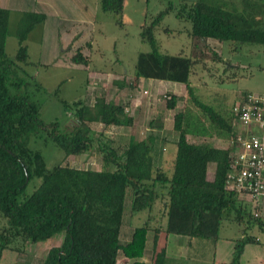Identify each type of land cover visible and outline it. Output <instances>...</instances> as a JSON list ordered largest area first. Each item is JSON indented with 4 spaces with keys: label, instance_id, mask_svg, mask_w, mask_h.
<instances>
[{
    "label": "trees",
    "instance_id": "trees-1",
    "mask_svg": "<svg viewBox=\"0 0 264 264\" xmlns=\"http://www.w3.org/2000/svg\"><path fill=\"white\" fill-rule=\"evenodd\" d=\"M98 2L103 13L114 15L117 26L125 25L122 13L126 0ZM171 12L190 24L187 35L194 47L190 57L184 52L169 55L159 51L154 31L164 15ZM45 20L44 13L21 12L15 32L17 48L10 57L6 52L10 11L0 6V217L5 222L0 229V264H5L8 256L16 258L14 255L23 247L61 234V246L51 248L42 264H118L119 256L133 260L132 264H143L137 260L144 255L150 230L147 223L134 229L127 244L120 241L128 194L131 216L151 211L157 200L163 202L166 225L152 229L156 232L216 242L222 222L232 213L240 222L254 224L264 232V216L259 210H247L237 199L238 194L225 187L231 147L214 148L208 141L217 138L232 144L237 121L233 106L237 102L230 110L221 104L212 107L190 81L195 67L206 62L204 50L210 51L208 61L221 60L206 44L208 40L229 44L236 53L246 46L264 47V0H184L178 8L170 4L149 24H142L140 39L150 51L138 55L134 80L125 86L134 89L139 79L182 84L186 96L202 113L195 117L188 110L174 115L177 140L170 176L160 169L153 171L150 138L132 141L119 152L103 134L92 136L91 122L105 127L132 125L125 106L108 103L103 95L95 98L93 107L81 101H62L66 115H73L65 126L42 120L41 105L35 97L45 88L25 67L31 64L28 36ZM194 50L199 51L198 56ZM80 52V48L73 50L69 62L87 65ZM177 102L178 98L171 96L166 108L174 110ZM188 137L201 138L202 142H191ZM32 138L52 142L66 157L82 155L96 147L101 168L57 165L49 170L42 153L30 148ZM209 163L215 164L213 181L207 179ZM34 180L39 184L27 194ZM255 239L248 236L236 241L233 264H238L244 246ZM164 261L160 258L156 264H165Z\"/></svg>",
    "mask_w": 264,
    "mask_h": 264
},
{
    "label": "rangeland",
    "instance_id": "rangeland-1",
    "mask_svg": "<svg viewBox=\"0 0 264 264\" xmlns=\"http://www.w3.org/2000/svg\"><path fill=\"white\" fill-rule=\"evenodd\" d=\"M14 1L18 2V4L10 14L9 36L6 40V52L10 57L14 56L17 48L15 32L21 11L31 12L35 10L34 5L38 3L48 13V17H62L64 21L58 25V32L63 37L67 31L78 32L83 28L82 25L77 23L79 21L78 17H93L96 24L91 35L92 49L89 68L91 70H100L106 73L117 72L123 77L132 76L138 55L150 51L149 45L140 39L142 24L144 22L149 24L157 14L164 11L170 4L178 8L179 4L184 2V0H126L122 13V17L126 19L125 25L119 27L115 24L113 14L103 13L100 10L98 0H3V2L8 3V6L11 8L13 7L12 3ZM19 1H21V3ZM186 1L187 3H191V0ZM68 17L69 19H67ZM189 28L190 24L177 19L174 13L165 14L161 24L158 25L154 31V37L158 43L159 51L169 55H177L184 52L186 56L190 57L194 47L192 40L187 35ZM166 29L171 31V33H167L165 31ZM48 43L49 38L46 32L39 26L36 27L29 34L27 40L30 60L36 62L45 60L43 59L45 55L43 54L42 46H48ZM198 46L200 47L201 45L198 44ZM213 49L220 57V62L212 63V61H208V59L210 60L211 58L210 51L204 50L206 56L203 60L206 62L199 63L190 76L191 84L197 88L198 95L200 90L205 88L211 90L218 89V91L220 89L238 90L245 81L242 79L239 81L240 83L237 81L231 82L234 74L242 76L250 72L256 73L257 66L264 67V47L246 46L239 53H236L231 51L229 44L223 43L221 46H213ZM194 53L197 54L196 56L199 55V51L194 50ZM237 63H239L238 65L240 66L243 65V68L234 67L232 69L230 67ZM56 65L57 64H50L44 69L37 70L39 75V77H37V82H42L46 88L41 91L35 99L41 105V118L44 122L51 123L58 121L62 126H65L73 119V115H66L63 111L62 101L73 100L80 96L82 92L81 84L83 76L81 73H76L73 66L68 63L61 67ZM29 71V73H34L36 70L29 69ZM204 83L208 84V86L203 85ZM59 84H61V88ZM144 85L149 86V82L145 81ZM97 91L99 92L98 89L94 90L92 94H98ZM217 95L218 94L215 93L212 94L214 99L217 98ZM162 99L165 101L164 97ZM205 101L208 105L214 106L213 102ZM159 102H161V99H159ZM188 110H190L195 117L202 114L201 111L193 105L188 96L179 101L178 109L175 110L174 113L176 114L181 111H185L186 113ZM171 121L172 118L170 119V122ZM97 130L99 129L95 127L94 131H91L92 136L95 138L99 134H104V130L109 134L117 133L116 135H121L122 143H120L119 139H116V145H119L117 147L119 152L125 148L122 146L123 143H125L123 142V136L125 134L121 133V131L116 129L106 130L105 128L101 132ZM144 131L145 130L140 134L142 138L148 136V132ZM159 136L160 138H158V141L160 143L162 141L165 144H172L177 137V133L171 131L168 134L163 133ZM189 141L198 143L202 142V139L189 137ZM29 146L42 153L46 168L49 170L57 165L79 169L99 168L98 162L100 154L96 152V147L94 150L85 153L88 159L85 160V162H81L82 160L75 156L66 157L59 148L50 141L46 142L44 138H32ZM165 169L169 171L168 168ZM38 184V180L31 182L27 188V194L32 193L34 187ZM129 203L130 196L128 194L125 200V211L127 212L124 215L123 221V238L128 237L131 232V229H128ZM148 215L149 212L144 211L137 217L132 218L130 226L133 229L142 226ZM4 224V220L0 217V229ZM225 234L226 233L223 231L222 236ZM63 238V234H61L45 242H40L39 246L37 245L34 247L30 245L28 247H23L20 252L14 255L16 258L8 256L6 258L7 261L5 260V264H42L48 250L59 247L62 244Z\"/></svg>",
    "mask_w": 264,
    "mask_h": 264
},
{
    "label": "crops",
    "instance_id": "crops-1",
    "mask_svg": "<svg viewBox=\"0 0 264 264\" xmlns=\"http://www.w3.org/2000/svg\"><path fill=\"white\" fill-rule=\"evenodd\" d=\"M19 2L21 3V1ZM12 4L13 7L11 8L8 6V3L0 0V6L8 9L10 11V14L14 10V8L17 7L18 2L14 1ZM34 9L35 10H33L32 12L44 13L46 15L45 22L39 27L42 28L44 32H46L47 37L49 38V43L48 46H42L43 54L45 55V58L43 59L45 60L36 62L29 59L31 64H29L25 68L28 71L29 69H35L36 71L31 74H33L36 79H38L37 77H39V75L37 70L44 69L50 64H57L56 66L58 67H61L66 63L72 65L76 73H81L83 76L81 84L82 92L78 98H75L73 100H66L68 103L81 101L84 105L93 107L95 98L103 95L106 102L108 103H113L115 105L123 104L125 106V113L133 120L132 125L129 127H105L99 122H91L89 123L91 131H94L95 127L99 129L97 130L98 132L103 131L104 128L106 130L116 129L118 131H121V133L125 134L123 136V142L125 143H123L122 145L125 148L132 141H140L150 138L153 141V170L160 169L170 176L172 172L171 166L176 154L175 143L177 137L172 144H165L162 141L160 143L158 141V138H160L159 135L163 133L168 134L171 131L174 132V112L178 109L179 101L183 100V98L186 97L185 86L172 82L168 83L166 81L139 79L137 82V87L131 89L125 85L130 84L134 80V73L130 77H123L117 72L106 73L100 70H91L89 68L92 49L91 35L96 24L93 17H78L79 21L77 23L82 25L83 28H81L78 32L67 31L65 33V36L63 37L58 32V25L64 21L62 17H48V13L38 3L34 5ZM124 18L125 17H123V19ZM67 19H69V17ZM125 20L126 19H124V22ZM86 43H90V48L85 46ZM206 44L212 48L213 46L222 45V43L212 40H208ZM26 45L28 46L27 41ZM68 47H71V50L68 51ZM44 48L46 49V51ZM76 48H80V53L86 59L87 65L69 62L68 56H70L72 54V51ZM238 64L239 63H237L236 65H231L230 67L232 69L234 67L243 68V65L240 66ZM242 79L245 81V83H243L238 90L220 89L218 91V89L211 90L205 88L200 90L199 96L204 102H206L205 100L213 102L216 107L218 106V104H221V106H225L228 110H230L235 102H239L241 100L242 95L248 93L264 95L263 66H257L256 73L250 72L242 76L236 75L235 79H233L231 82L237 81L238 83H240L239 81ZM145 81L149 82V86L144 85ZM40 84L42 87L46 88L42 82H40ZM203 85L208 86V84L206 83H204ZM59 87L61 88V84H59ZM96 89H98L99 92L97 91L98 94L93 95L92 93ZM214 93L218 94L216 99H214V96H212V94ZM171 96H175L176 98H178V102L174 110H169L166 108V97L170 98ZM163 97L165 98V101L162 99ZM159 99H161V102H159ZM171 118L172 121L170 122ZM233 127L235 137L238 135L246 136L248 135V133L260 134V131L256 126L244 128L237 121L234 122ZM143 130L148 132V136L145 138L140 137V134L143 132ZM104 132L103 135L112 141V147L118 150L117 147L119 145H116V139H119L120 143H122L121 135H116L117 133L109 134L105 130ZM208 141L209 144L214 148L228 149L231 147V149H233L231 142L227 140L212 138ZM86 155L87 154L84 153L75 157L81 159V162H85V160L88 159V156ZM98 163V169H89L99 170L101 168L100 156ZM165 168H168L169 171H166ZM214 171L215 164L209 163L207 166V179L209 181H213ZM237 199L242 203V205L246 207L247 210H253L257 208L260 214L264 216V197H262L258 205L252 203V201H250L249 197L246 195H238ZM146 211L149 212V215L147 216L143 225L147 223V226L150 230L146 235L144 255L137 260L140 263L156 264L160 258H165V264H233V250L236 241L241 240L244 237L246 238L248 236H251L256 238L255 242L246 244L244 246L238 264H264V232H260L258 226L254 224L250 223L246 225L244 222H240L241 220L237 219L234 213H232L228 219L222 222L219 231V239L216 242H212L209 240L188 238L186 236H178L173 234H166L164 232L153 231L152 229L156 227H165L167 220L165 216L164 204L159 200L154 203L151 211ZM126 212L127 211H125L124 205V213L120 232V241L122 244H127L128 242H130L134 229L143 226L142 225L139 227H135L134 229L130 226L132 218L137 217L142 212L137 214L136 216H131L130 206H128V229H131V232L129 233L128 237L123 238V221ZM223 231L226 233L224 236H222ZM39 244L40 243L33 244L32 246H39ZM132 263L133 260L126 259L123 256H119L118 258V264Z\"/></svg>",
    "mask_w": 264,
    "mask_h": 264
},
{
    "label": "built area",
    "instance_id": "built-area-1",
    "mask_svg": "<svg viewBox=\"0 0 264 264\" xmlns=\"http://www.w3.org/2000/svg\"><path fill=\"white\" fill-rule=\"evenodd\" d=\"M233 111L241 126H256L260 134L235 137L225 187L238 195L248 196L258 205L264 197V95H246L235 103Z\"/></svg>",
    "mask_w": 264,
    "mask_h": 264
}]
</instances>
